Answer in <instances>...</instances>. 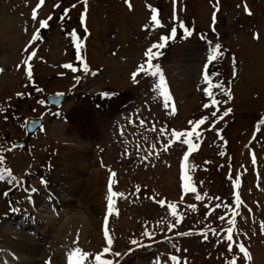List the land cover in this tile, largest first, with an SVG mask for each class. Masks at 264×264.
Masks as SVG:
<instances>
[{
    "label": "rangeland",
    "instance_id": "374dc122",
    "mask_svg": "<svg viewBox=\"0 0 264 264\" xmlns=\"http://www.w3.org/2000/svg\"><path fill=\"white\" fill-rule=\"evenodd\" d=\"M129 2L131 10L125 0H88L87 8L82 0H44L42 6L39 0H0V108L4 109L0 112V172H11L0 180L4 182L0 184V223L7 222L12 232L29 236L41 249V255L27 264H41L51 253L64 261L74 248L93 254L95 261L108 247L100 227L106 217L112 245L102 258L112 264H176L171 256L179 264H229L233 259L236 264H264L260 231L264 224V125H259L264 118V0H176L175 5L173 0ZM149 6L157 10L162 27L150 25ZM34 9L35 21L31 18ZM65 9L69 11L61 20ZM49 16V26L42 28L41 21ZM181 23L193 32L191 37L182 38ZM172 28L177 29V38L153 60L166 81L170 96L166 101L153 91L155 78L141 73L135 83L131 76L145 62L146 49ZM37 32L40 39L33 41ZM209 42L220 44L222 55L209 66L206 83L203 69ZM31 52L36 55L25 65ZM65 64L77 71L62 67ZM85 64L88 73L83 71ZM58 92L66 96L63 105L48 106L47 98ZM213 97L221 103L213 105ZM173 106L174 115L170 114ZM227 109L232 111L220 120ZM205 116V124L196 128L200 136L191 138L197 148L189 153L182 143L186 137L176 140L171 133L190 131L193 125L188 122ZM29 118L42 120L32 135L25 129ZM14 141H24L25 146L14 147ZM85 143L90 146L89 157L80 164L72 152ZM67 157L73 173L81 176L70 179L68 173V181L63 182L61 176H66L54 161L66 164L70 162ZM82 166L80 173L77 169ZM185 173L195 193L184 191L181 177ZM50 177L60 186L46 192L62 188L64 193L56 195L57 201L41 195L32 210L40 218L35 219L24 209L25 202L32 194L42 193L41 181ZM98 178L105 183L101 191ZM110 180L112 191L122 195L113 197V211L108 214ZM7 181L11 186H5ZM237 194L242 204L233 216ZM65 202L70 205L67 212L60 206ZM15 211L26 212V217L16 215L5 221ZM47 217L55 218L50 228ZM229 219H235L234 226L227 223ZM229 227H233L231 242L227 241ZM202 233H207V240ZM42 237L45 242L38 243ZM133 240L138 243L133 245ZM237 244L245 245L251 262L243 258ZM11 263L0 260V264Z\"/></svg>",
    "mask_w": 264,
    "mask_h": 264
},
{
    "label": "snow or ice",
    "instance_id": "6c2138e0",
    "mask_svg": "<svg viewBox=\"0 0 264 264\" xmlns=\"http://www.w3.org/2000/svg\"><path fill=\"white\" fill-rule=\"evenodd\" d=\"M82 2L84 3L85 8H87L88 0H82ZM125 3L128 5L129 9L131 10L132 9V5L129 2V0H125ZM39 4L42 6L44 4V0H39ZM173 4L174 5L176 4V0H173ZM75 6L76 5H72V7H75ZM55 7H59V5H55ZM149 8H150V10L152 12L150 25H154L156 27H162V25L160 23V20L157 18V10L155 8H151V6H149ZM218 10L219 9L217 7L216 11H218ZM68 11H69L68 9H65L63 15L61 16V20H63L67 16ZM245 11L247 12V14L249 16L252 15V13L247 9V6H245ZM84 15H85L84 13L81 14V24L82 25L84 24ZM31 18L34 21L37 18V12H36L35 9L32 11ZM173 18L175 19V7L173 9ZM51 19H52V17L49 16L47 20L41 21L40 26L42 28H47L49 26V20H51ZM212 19H213V23H215V21H216L215 12L213 13ZM148 27L149 26L146 25V29ZM179 28L183 29V36H182L183 39H187V38H189V37H191L193 35V32L189 28H186L182 23L179 24ZM85 30H87V29H85ZM176 38H177V29L176 28H172L169 35L160 37V42L154 43L149 48L146 49V51L144 52V56L146 57L145 62L142 63V64H139L137 66L136 71H134L132 73V76H131L132 81L135 82V83H138L137 77L140 76L141 73H143L145 77L155 78L156 82L153 84V91L154 92H156V91L160 92V94L163 96V98L166 101L170 100L169 93L167 92L166 81H165L164 76H163V74L161 72L160 65L159 64H153V60L158 59L159 56L161 55V52L159 50L164 49L166 46H168L170 41H174ZM254 38L258 39L259 37L256 36ZM38 39H40L39 32H37L36 34L33 35V41H36ZM80 47L81 46L79 44H77V48L79 49ZM209 48H210V51H208V53H207V63L205 64L204 69H203V79L205 80L206 83L209 82V66L213 65V63L215 61H217L218 57L222 55V52H221L222 46L220 44L217 43V44L213 45L211 42H209ZM25 51H27V49H25ZM35 55H36L35 52H31L29 54L28 58L24 61V64L28 65L29 61ZM62 67L70 68L73 72L77 71V68L73 67L70 64L62 65ZM83 71L85 73L89 72L88 66L86 64L83 66ZM32 75H33L32 69L29 66L27 68V76H28L29 80L32 79ZM216 87H222V86L221 85H216ZM37 91H41V90L37 89ZM17 95L21 96V97L23 96L22 93H17ZM60 95H62V94H60ZM208 95L211 96L212 93L209 92ZM224 95L229 96V98H231L230 97V93L227 92V91L224 92ZM38 103H43V102L42 101H38ZM219 103H221V101H218V100H216L213 97L212 104L216 105V104H219ZM167 106L168 105L165 104V107H167ZM204 107L207 108V107H209V105L205 104ZM2 111H4V109L0 108V112H2ZM231 111H232L231 109L225 110L223 112V114L219 117V119L223 120L224 117L228 116ZM170 114H172V115L175 114V106H173L171 108ZM212 116H216V112H212ZM207 119L208 118L205 116V117H203L202 119H200L199 121H197L195 123H193L192 121H189L188 123L193 125L192 130H190V131H173L171 134H172V136H174L176 138V140H180L181 137H186V139H184L182 141V143L187 144L188 149H189V153H191V151H193V150H195L197 148V145L195 143H193L191 138L194 135L196 137L200 136V133L196 132V128L199 127L200 125L205 124ZM259 125H264V118H262L259 121ZM259 125L257 126V131H259ZM9 150H11V149H9ZM221 155H223V153H221ZM184 160L187 161L188 160V156H184ZM2 163H3V157H0V164H2ZM252 163L253 164L256 163V158H255L254 155L252 157ZM5 175L11 176L10 170L6 169L4 172H0V180H3ZM112 175L115 176V173H112ZM181 179L184 181V191L185 192H188V191H191L193 193L196 192V188L193 187L192 184L189 182L191 180V177L188 176L187 173H185L181 177ZM41 183L44 184V183H46V181L42 180ZM137 192H139V188H137ZM4 195L7 196L8 193L5 192ZM117 195H122V194H118V193L112 191V181L110 180L109 184H108V205H107L108 214H111L112 211H113V197H115ZM196 199L199 200V199H201V197L199 195H197ZM235 201H236L237 212H234L233 216L238 214L239 207L242 204V201H241V198H240L239 194H237L235 196ZM158 203H160L162 205L163 201H158ZM171 207L173 209H175V205H172ZM249 212H251V209H249ZM172 214H173V216H175L176 212L173 211ZM220 219L223 220L224 217L221 216ZM177 223H179V220H177ZM227 223L229 225L234 226L236 221H235V219H229L227 221ZM260 231H261V234H264V224H261ZM227 233H228L227 234V241L231 242L233 240V227H229L227 229ZM103 234H104L105 239L107 240L108 247H105L103 249V253L97 254L95 256V264H112V262L110 260L102 259V255L105 254V253H108L109 249H110V246L112 245V240L110 238H108L109 234H108V228H107V217L105 218V222H104V232H103ZM213 234H216L215 230H213ZM144 235L147 236V235H149V233L146 231L144 233ZM180 235H189V233H181ZM202 235H203L204 239L207 240V238H208L207 233H202ZM76 242L77 241H74L73 243H76ZM131 243L133 245H136L138 243V241L133 240ZM237 247L239 249V252L243 254V258L246 261L251 262L252 259H253L252 255L247 250L245 245L244 244H237ZM177 251H179V249H177ZM228 251L229 252L232 251L231 244H229ZM115 255L118 256L120 254L116 253ZM88 256H89L88 253L82 252V250L79 249V248H74V249L70 250L68 252V254H67V257H66L67 264H84V262L88 259ZM170 259L173 262H176V264H179L178 258L176 256H171ZM229 264H236V260L235 259L230 260Z\"/></svg>",
    "mask_w": 264,
    "mask_h": 264
},
{
    "label": "bare ground",
    "instance_id": "6f19581e",
    "mask_svg": "<svg viewBox=\"0 0 264 264\" xmlns=\"http://www.w3.org/2000/svg\"><path fill=\"white\" fill-rule=\"evenodd\" d=\"M88 144L87 143H85V144H82L81 145V147H83V148H80L81 150H79V149H76V150H74L73 152H72V155H75V158H76V162H78V163H84V159L85 158H88L89 157V153H87L88 152V147H90V146H87ZM62 148V147H61ZM91 149H93L92 147H91ZM70 159V157L68 158H66V160H68V161H70L69 160ZM67 161V162H68ZM55 166L58 168V170L60 171V172H63L62 174H63V176L65 175L66 177H62L61 176V178H62V181L63 182H67L68 181V179H69V177H70V179H71V176L72 177H74V176H76V175H79V176H81V174H79V173H73V169H71L72 168V163H71V161L70 162H68V163H66V164H62V162H61V160H59V159H55ZM91 162V161H90ZM19 164V163H18ZM83 165V164H82ZM49 166V165H48ZM54 166V167H55ZM93 168H94V166H93ZM71 169V170H70ZM81 169H83V166H82V168H78L77 170L81 173ZM85 170H86V168H84ZM51 170H52V168H51ZM56 170V169H55ZM52 171H54V170H52ZM57 171V170H56ZM47 172H48V170H47ZM46 172V173H47ZM59 172V173H60ZM53 173V172H52ZM68 173H70L69 174V177L67 176L68 175ZM49 175H50V173H48ZM53 175V174H52ZM99 176V175H98ZM100 177V176H99ZM6 179V178H5ZM79 179H81L80 177H79ZM79 179L77 180V183H75V189L79 186V184H80V181H79ZM103 179V178H102ZM102 179H96V181L98 180V185H100L99 187V189H100V191H101V187H102V183L103 184H105L104 182H103V180ZM49 180V181H48ZM48 180H45V178L43 179V181H46V183H44L43 184V192L41 193L40 192V194H38V193H35V194H32V196H31V198L27 201V202H25V206H24V209H26V211H28L29 213L31 212V213H35L36 211H32L33 210V208L35 207V205H37L38 203H39V198H41V195L44 197V198H47L48 199V197H50L51 196V199L53 200V201H57L56 200V198H57V196L56 195H59V193H61V192H63L64 193V191H61L60 192V190L62 189H58V190H56V191H54V193L53 192H51V193H49V192H46L48 189L47 188H54V189H57L56 188V186H60V184H58L59 182H56L55 181V179L54 178H49ZM59 180H60V178H59ZM74 180V179H73ZM109 180V179H108ZM62 181H60V182H62ZM8 182V181H7ZM9 183V182H8ZM1 185H3L4 184V182H1L0 183ZM65 184V183H64ZM94 187L97 185V183H95V181H94ZM8 185H10V183L9 184H5V186H8ZM11 186V185H10ZM64 187V186H63ZM81 189V188H80ZM95 189V188H94ZM45 191V192H44ZM76 192V191H75ZM75 192H73L74 193V195H75ZM72 193V191H71V193L70 194H73ZM102 193V192H101ZM62 195V194H61ZM82 197V196H81ZM94 197V196H93ZM44 198H42V199H44ZM54 205V204H53ZM83 205H84V203H83ZM61 208H62V210H63V212H67V209H68V207L70 206L69 204H66V202L65 203H62L61 205ZM21 211V210H20ZM20 211H15V212H12V214L10 215V216H8V217H5V221H10V220H12L14 217L13 216H16L17 215V213H20ZM98 213V212H97ZM71 214V213H70ZM74 214V213H73ZM20 216L19 217H23V216H25L26 215V212L25 213H22V214H19ZM75 215H77L76 213H75ZM34 216H35V219H36V217L38 216V219H40L39 218V215H37V214H34ZM72 216V214L70 215V217ZM103 216V215H102ZM54 217V216H53ZM58 217V216H57ZM76 217V216H75ZM54 219L55 218H51V217H47V221L49 222V223H47V222H45V223H47V224H50V225H46V226H49L48 228H50V227H52V221H54ZM101 224V223H100ZM88 225V224H87ZM109 225V224H108ZM107 225V226H108ZM9 227V225L7 224V222H5V223H0V245L2 246V249L0 250V260L2 261V260H5V259H7V260H9V262H12V264H27V263H30V262H32V261H34V258L37 256V254H39V255H41V249L40 248H36L35 247V245H34V243H33V241L32 240H30V237L29 236H26V235H24V234H21V233H17L16 231H14V232H12L8 227ZM100 227H101V225H100ZM109 227V226H108ZM12 228H14V227H12ZM88 229H91V226H89L88 225ZM57 231V230H56ZM53 231H51V233H52ZM56 233V232H55ZM39 235H44V234H42V233H40ZM43 242H45V240H44V237H42V240L40 241V242H38V243H43ZM39 245V244H38ZM32 247H34V248H32ZM40 247V246H39ZM101 251V250H100ZM47 252H48V249H47ZM82 252H84V251H82ZM5 253H7V254H5ZM64 254V253H63ZM89 254V256H88V259L84 262V264H91V263H93V262H95L94 260H91V259H93L92 257L93 256H91V255H93V254H90V253H88ZM16 256H18V257H16ZM65 256V255H64ZM55 257V254L54 253H51V254H49V255H47V256H45V258L42 260V263L41 264H43L44 262V264H58V261H59V263L60 264H67V259H66V257H64L65 258V260L64 261H60L58 258L57 259H55L54 258ZM47 259V260H46ZM90 261H92V262H90ZM64 262V263H63Z\"/></svg>",
    "mask_w": 264,
    "mask_h": 264
},
{
    "label": "water",
    "instance_id": "95a60500",
    "mask_svg": "<svg viewBox=\"0 0 264 264\" xmlns=\"http://www.w3.org/2000/svg\"><path fill=\"white\" fill-rule=\"evenodd\" d=\"M61 93H57L54 95H51L50 97H48L47 102L50 106H56L59 107L62 102H63V98L64 95H60ZM41 125V120L39 119H28L26 121V132L28 134H31L33 132L36 131V129ZM15 146H23L24 143L23 142H15L14 143Z\"/></svg>",
    "mask_w": 264,
    "mask_h": 264
}]
</instances>
